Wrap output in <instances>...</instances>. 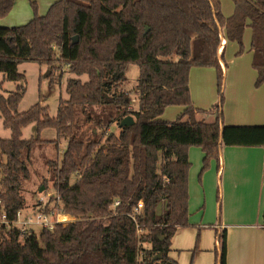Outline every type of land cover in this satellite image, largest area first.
I'll list each match as a JSON object with an SVG mask.
<instances>
[{
	"label": "trees",
	"instance_id": "1",
	"mask_svg": "<svg viewBox=\"0 0 264 264\" xmlns=\"http://www.w3.org/2000/svg\"><path fill=\"white\" fill-rule=\"evenodd\" d=\"M13 1L0 0V19ZM231 1L233 13L226 18L220 0H58L43 16L31 3L33 18L24 25L0 26L4 80H23L17 66L25 61L48 68L65 64L71 75L86 77L66 80L67 98L59 99L54 117L39 103L17 113L22 85L0 94L2 126L10 130L8 139L0 138V220L11 223L24 208L20 181L30 153L57 141L41 139L44 129L66 140L60 162H49L50 174L63 210L77 219L43 229L39 237L0 224V264H177L168 251L176 228L189 225L188 148L204 153L200 176L221 146L264 147V125L221 124V30L237 45L235 56L243 53V34L250 30L254 86L264 84V0ZM131 64L138 67L136 85L123 91ZM194 67L216 73L218 100L207 110L191 102L188 77ZM130 92L137 100L134 110ZM167 107L182 110L167 121ZM126 116L133 123L119 126ZM80 122L88 123L91 137L85 138ZM31 123L35 135L21 139ZM113 124L118 132L106 134ZM140 201L134 222L130 214ZM262 219L264 225V212ZM217 244L215 264H225L224 232Z\"/></svg>",
	"mask_w": 264,
	"mask_h": 264
},
{
	"label": "crops",
	"instance_id": "2",
	"mask_svg": "<svg viewBox=\"0 0 264 264\" xmlns=\"http://www.w3.org/2000/svg\"><path fill=\"white\" fill-rule=\"evenodd\" d=\"M57 1L14 0L11 10L0 19V26L24 25L33 18L31 3L35 4L37 15L43 16ZM220 2L224 16H231L233 4L230 5L229 0ZM247 38L249 43V34ZM222 40L218 48V53L223 56L220 65L224 74L221 124L264 125V84L254 86L256 73L251 66L252 54L248 50L245 57H242L243 53L235 56L237 45ZM188 85L195 108L206 109L217 102L214 69L191 68ZM174 110L179 113L182 109L175 107ZM164 115L162 119H171ZM187 157L190 163L187 176L189 225L176 228L168 257L177 264H215L217 238L224 232L225 264H264V147L221 146L218 157L209 160L200 176L198 171L204 153L199 147H189ZM213 191L220 196L219 202L215 201L221 207L217 216L214 208L208 210L206 207L207 195H213Z\"/></svg>",
	"mask_w": 264,
	"mask_h": 264
},
{
	"label": "rangeland",
	"instance_id": "3",
	"mask_svg": "<svg viewBox=\"0 0 264 264\" xmlns=\"http://www.w3.org/2000/svg\"><path fill=\"white\" fill-rule=\"evenodd\" d=\"M229 3H231L230 5L233 4L231 0H229ZM220 11L222 16L225 17L221 10V2ZM219 34L220 37L224 39L222 30L219 32ZM248 34L250 35V31L247 28L244 33V40L242 41V57H245L247 55V51L249 49V40L247 38ZM54 51L57 52V49L54 48ZM224 60H226V56H224ZM17 71L23 75V80L7 81L3 79V75L0 73V83H2L0 87V94L3 96H7L11 92H13L18 85H22L24 88V94L22 95L19 103L17 104V113L24 112L32 105L39 103L42 106H47V113L49 117H54L56 115L59 99L67 98V95L64 91L66 80L68 78H80L82 81L86 79L85 76L76 77L74 75H71L68 72V66L65 64H57L54 67L48 68L45 64H38L32 61H25L17 66ZM48 75L54 81L52 87H50L49 78L47 77ZM137 76L138 67L133 64L128 65L125 71L126 80L123 83L121 90L131 91L136 85ZM130 99L131 101L129 107L134 110L137 108V100L135 94L132 92H130ZM209 108L210 107H207L203 110H207ZM174 109L175 107H172L166 112H164V114L167 115L168 118H171L167 121L174 120L180 113H176V110ZM168 111H171V114H167ZM80 125L81 129H85V138L91 137L92 132L91 130H88V123L82 125V123L80 122ZM109 132L117 133L118 127L115 124L111 125L106 130V134ZM34 135L35 126L34 123H31L22 129L21 139L27 140ZM9 137L10 130L3 128L2 119L0 118V138L8 139ZM40 138L47 141H53L54 139H57V141L56 143H46L42 146L36 147L30 153V157L26 161L27 172L26 175L20 181V194L24 199V208L21 211L22 216H32L33 211L42 209L44 205L45 207L48 206L47 208H49L54 206L58 202V195L52 187L53 180L50 174L51 168L49 162L54 163V165L60 162L62 152L66 145V140L64 138L58 139L56 137L55 131L52 129L42 130L40 133ZM200 170L201 168L199 169L198 173L200 172ZM75 179L76 173L70 176V183H73ZM216 200L217 202H219L220 200V196L218 195L217 191H213V195H207L206 207L208 210L214 208L213 211L215 216H217L216 214L221 211V207H219L220 205L218 206V203H215ZM211 203L213 204L211 205ZM218 208L220 211H218ZM196 210H199V208H196ZM14 226L18 227L17 224H14ZM30 227L35 229V235L39 237L42 230L35 225H30Z\"/></svg>",
	"mask_w": 264,
	"mask_h": 264
},
{
	"label": "built area",
	"instance_id": "4",
	"mask_svg": "<svg viewBox=\"0 0 264 264\" xmlns=\"http://www.w3.org/2000/svg\"><path fill=\"white\" fill-rule=\"evenodd\" d=\"M220 38H221V43H222L223 42L222 37ZM57 200L58 202L52 207L44 209L45 208V205H44L42 209L33 211L32 216H26V215L22 216L21 215L22 210H19L16 213L15 220L11 223H8L5 220L4 216H2L0 220V224L3 223L4 225H10L11 227H16L14 226V224H17L18 227L16 228L20 229L21 231L30 230L35 234V229L31 228L30 225L38 226L41 230L46 229V230L52 231L56 228V226L66 227L69 224L74 223L77 220L76 217L71 214L66 213L63 210V207L59 201V198ZM117 205H118V201H115L113 203V206H117ZM141 209H142V202L140 201L134 207L133 213L130 214V217L134 222L136 221L135 217L141 213ZM137 233L138 234L141 233V230L138 229V227H137Z\"/></svg>",
	"mask_w": 264,
	"mask_h": 264
},
{
	"label": "water",
	"instance_id": "5",
	"mask_svg": "<svg viewBox=\"0 0 264 264\" xmlns=\"http://www.w3.org/2000/svg\"><path fill=\"white\" fill-rule=\"evenodd\" d=\"M74 39H75V38H74ZM132 123H133V119H132V117H131V116H126V117H124V118L121 120L119 126H129V125H131Z\"/></svg>",
	"mask_w": 264,
	"mask_h": 264
}]
</instances>
